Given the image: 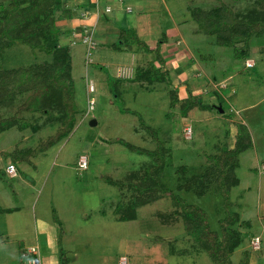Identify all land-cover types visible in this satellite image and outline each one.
Instances as JSON below:
<instances>
[{
	"label": "rangeland",
	"instance_id": "374dc122",
	"mask_svg": "<svg viewBox=\"0 0 264 264\" xmlns=\"http://www.w3.org/2000/svg\"><path fill=\"white\" fill-rule=\"evenodd\" d=\"M84 1L86 5L89 0L62 4L80 16ZM8 2L0 0V5ZM106 4L110 11H105ZM97 6L99 21L93 28V22H86V31L72 20L56 21L62 28L74 24L75 30L68 32V27L60 36L71 57L68 81L76 107L72 128L42 148L62 127L64 112L55 106L47 113L23 111L18 116L24 128L0 131V207L13 208L0 212V264H29L32 257L42 264L53 259L55 250L63 264H214L187 234L183 213L171 195L203 208L217 231L228 203L238 214L233 227L241 236L232 264H264V31L246 44L219 45L216 34L197 31L191 14L196 7L227 6L244 20L253 16V9L262 15L258 0H98ZM61 12L55 8V17ZM121 28H132L153 49L166 39L180 42L178 55L172 45L166 52L184 65H169L177 73L166 69L167 75L157 81L137 80L135 71L154 60L155 50L146 51L134 41L128 50L123 48L120 42H127L118 35ZM90 31L94 46L87 55L83 35ZM247 59L253 66L245 65ZM53 61L40 48L16 43L4 51L0 66L10 70ZM186 67L190 69L184 73ZM90 81L95 105L87 112ZM30 93L17 94L12 107L0 106V115L14 114ZM188 96L208 106L183 111ZM218 104L224 112L216 110ZM237 123L247 128L250 147L239 154L233 169L238 182L226 188L209 158L234 145ZM186 127L192 130L190 137ZM154 150L164 163L160 180L172 193L157 190L153 193L160 196L138 207L135 218L118 219L115 206L133 199L132 189L123 183L140 178L153 164ZM82 154L88 160L85 169L77 164ZM10 163L16 176L7 172ZM211 168V175H204ZM194 176L198 178L189 190L185 182ZM31 248L35 250L27 252Z\"/></svg>",
	"mask_w": 264,
	"mask_h": 264
},
{
	"label": "trees",
	"instance_id": "16d2710c",
	"mask_svg": "<svg viewBox=\"0 0 264 264\" xmlns=\"http://www.w3.org/2000/svg\"><path fill=\"white\" fill-rule=\"evenodd\" d=\"M62 2L64 0H9L7 4L0 5V58L6 49L16 43L27 45L32 49L40 48L54 57L53 64H30L10 70L0 66V106L12 107L17 94L31 91L24 102L17 107L14 114L0 115V131L14 125L20 129L24 128L26 124H23L24 120H20L21 118L18 116L23 111L47 113L55 106L62 108L64 112L62 127L43 143L44 150L67 134L66 131L73 126L76 113L72 99V85L68 81L71 72V57L68 47L60 43V36L64 30L56 24L57 18H70L74 8L64 7ZM87 4L85 5L84 1L80 7L89 9L90 6ZM258 6L263 12L262 15L258 16L257 11L253 9L252 13L254 14L251 13L253 16H248L244 20L237 19L232 9L227 6H220L213 10H202L196 7L191 11V14L198 23V30L209 35L216 34L219 45L229 46L243 41L246 44L252 35L264 31V0H258ZM59 7L62 9V16L55 17V8ZM119 37H124V42L127 43L132 41L138 43L139 47L146 51L155 50L154 60L145 69L141 68V70L135 71L137 80L157 81L167 75L166 70L162 71L155 64V61L160 64L164 63L160 45H156L154 49L148 47L144 41L136 38L132 28H121ZM113 45L117 47L115 43ZM195 105L201 108L208 106L203 104L199 98L192 100L191 96H188L183 111H187ZM235 129L234 145L227 146L220 153L209 158L214 164L212 165L213 169L216 168L217 180L224 179L226 188L238 182V179L233 175V169L238 164L239 154L250 147L247 128L237 123ZM124 143L131 150L138 149L130 143ZM152 153L154 162L140 178L133 182V179L129 178L123 183L128 186V189H132L133 199L122 201L115 206L114 212L118 215V219L135 218L138 207L148 204L160 196L159 193L157 195L153 193L157 190L161 189V192L165 190L167 193H172L160 180L164 163L157 156L156 150ZM211 170L212 168L208 169L204 175H211ZM194 177L185 182L187 184L185 187L189 190H191V182H196V178H198ZM171 196L172 203L181 209L185 230L194 242L207 252L214 264H232L230 258L232 251L241 242V236L233 227L234 222L238 220V214L230 211L228 203H226L225 216L218 220L220 228L218 231L213 230L203 208L188 203L177 196ZM12 209L0 207V212L12 211ZM243 264H247V260H244Z\"/></svg>",
	"mask_w": 264,
	"mask_h": 264
},
{
	"label": "crops",
	"instance_id": "0c3cea01",
	"mask_svg": "<svg viewBox=\"0 0 264 264\" xmlns=\"http://www.w3.org/2000/svg\"><path fill=\"white\" fill-rule=\"evenodd\" d=\"M97 1L98 0H95V2L94 1H92V0H89L88 2H89V4H87V5H89L90 7H89V9L88 8H84L83 7V11L84 12H82L81 14H80V16H78V12H77V10H74L73 9V14H72V16L70 17V18H65V20L67 21H73L74 22V24H76V23H78V24H81L82 26L80 27V29L81 30H83V31H86V29H88L87 27V24H86V22H88V21H91V22H93V25H92V28L93 27H95L96 25H97V23H98V21H99V17H100V9L98 8V6H97ZM106 8H105V11H110V8H112L110 5H108V4H106V6H105ZM109 7V10H107V8ZM127 9L126 10H128V8L131 10V7L129 6H127L126 7ZM77 12V13H76ZM76 13V14H75ZM63 20V19H62ZM74 24H72V25H70V26H67L66 28H62V27H60V25L58 24V26L61 28V29H67L68 27H70V30L68 31V32H70V31H72V32H74L75 30H73L74 28H72V26L74 25ZM76 29V28H75ZM197 31H198V29H197ZM105 33V32H104ZM103 33V34H104ZM108 33V32H107ZM69 34V38H71V37H75V34H72V33H68ZM82 34V33H81ZM179 34H180V36H181V33L179 32ZM63 36H65V33H63L62 34ZM61 35V36H62ZM119 35V34H118ZM66 36H68L67 34H66ZM84 36V35H83ZM181 38H183V36H181ZM183 42L185 41L184 40V38H183V40H182ZM180 42H176V43H174V42H171V41H169L168 39H166V41H164V43L162 44V45H160V53H161V56H162V58H163V60H164V65H166V68H163L162 70H168L172 75L173 74H176L177 72H176V68H173V67H176V66H183L184 65V63L185 62H183L181 59V61L179 60V58L178 57H175L174 55L173 56H171V57H169V51L168 52H166L168 49H169V45H172L173 47H175V49H176V55H178V53H180L179 51V47H178V44H179ZM185 43V42H184ZM122 45H123V48H125V49H129V45H128V43H122ZM186 47H187V45H186ZM171 49V48H170ZM188 49V48H187ZM134 61H136L135 59H134ZM133 61V62H134ZM155 62H157V61H155ZM162 64V65H163ZM158 65V64H157ZM161 65V64H160ZM173 66V67H171L170 68V66ZM193 66V65H192ZM248 67V66H247ZM186 70H184V73H186V71H188L187 69H190V68H188V67H186L185 68ZM183 73V74H184ZM188 75V74H187ZM180 76V78H179V80L180 81H183L184 80V78H181V75H179ZM187 77H189V76H187ZM191 78H192V76H191ZM232 131H234V129L232 130ZM231 146H233V143L230 145V147ZM35 250V249H34ZM36 250L38 251V246H36ZM56 251V250H55ZM53 252V256H52V258L53 259H51V257H50V260H46L45 259V261H43L42 262V264H61L62 263V259H60V256L58 257L57 256V254H56V252ZM38 253H39V251H38ZM38 261H39V259H38Z\"/></svg>",
	"mask_w": 264,
	"mask_h": 264
},
{
	"label": "built area",
	"instance_id": "2783aa9c",
	"mask_svg": "<svg viewBox=\"0 0 264 264\" xmlns=\"http://www.w3.org/2000/svg\"><path fill=\"white\" fill-rule=\"evenodd\" d=\"M118 1H123V0H118ZM107 10H109V7L107 8ZM128 10H130L128 8ZM93 30V29H92ZM93 31H90L88 34H85L83 37V42H85L87 44V55L90 54L91 49H93L94 43L92 41L91 38V34ZM87 58V57H86ZM254 62L251 59H247L245 61V65L246 66H253ZM95 91V85L92 81L88 82V86H87V112H89L90 110H92L94 108L95 105V98L93 96H91V93H93ZM192 133V130L190 127H186L185 129V135L186 137H190ZM78 168L79 169H85L88 166V160H87V156L82 154L79 156L78 161ZM7 172L9 174V176H16V167L14 164L10 163L7 165ZM258 238L256 237L254 242L257 243ZM34 251V248H31L30 250L28 249L27 252H32ZM26 252H23L22 255H25ZM28 263L29 264H37V260L35 257H32L30 259H28Z\"/></svg>",
	"mask_w": 264,
	"mask_h": 264
},
{
	"label": "water",
	"instance_id": "95a60500",
	"mask_svg": "<svg viewBox=\"0 0 264 264\" xmlns=\"http://www.w3.org/2000/svg\"><path fill=\"white\" fill-rule=\"evenodd\" d=\"M214 107H215L216 110H218L219 112H221V113L224 112V109L222 108L221 104L215 105ZM91 124H92V125L96 124V121H95V120H92V121H91Z\"/></svg>",
	"mask_w": 264,
	"mask_h": 264
}]
</instances>
